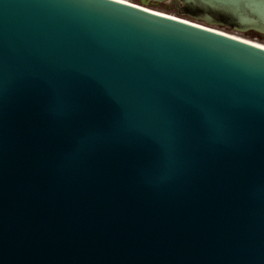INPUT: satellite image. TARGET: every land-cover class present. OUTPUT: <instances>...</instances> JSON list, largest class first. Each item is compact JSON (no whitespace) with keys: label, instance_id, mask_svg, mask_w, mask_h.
<instances>
[{"label":"water","instance_id":"1","mask_svg":"<svg viewBox=\"0 0 264 264\" xmlns=\"http://www.w3.org/2000/svg\"><path fill=\"white\" fill-rule=\"evenodd\" d=\"M180 1L0 0V264H264V0Z\"/></svg>","mask_w":264,"mask_h":264},{"label":"rangeland","instance_id":"2","mask_svg":"<svg viewBox=\"0 0 264 264\" xmlns=\"http://www.w3.org/2000/svg\"><path fill=\"white\" fill-rule=\"evenodd\" d=\"M128 1L142 5V6H145V7H148V8H151V9L170 13V14H173L175 16H183L182 14H178V12L176 11V7L174 5V4H176V2H174L173 0H170V1H165V0H128ZM176 6H178V5L176 4ZM219 28L226 31V32L237 34L239 36L264 43V34L261 36L253 37L248 32H246L247 30L240 31V30H236V29H226V28H222V27H219Z\"/></svg>","mask_w":264,"mask_h":264},{"label":"trees","instance_id":"3","mask_svg":"<svg viewBox=\"0 0 264 264\" xmlns=\"http://www.w3.org/2000/svg\"><path fill=\"white\" fill-rule=\"evenodd\" d=\"M174 2H175V0H173ZM179 4L181 5L180 7H182L183 8V10H184V13H181V10H180V7L179 6H176V4H174L175 5V7H176V11L178 12V14H182V15H184V16H187V17H190V18H194V19H197V18H195V17H192L191 16V9L188 7V6H186L183 2H179ZM199 21H201V22H203V23H206V24H208L207 23V21H205V20H202V19H198ZM218 27H222V28H226V29H232L231 27H226V26H224V25H217ZM246 32H248L251 36H253V37H257V36H261V35H263L264 33L263 32H261V31H259V30H256V29H248Z\"/></svg>","mask_w":264,"mask_h":264},{"label":"bare ground","instance_id":"4","mask_svg":"<svg viewBox=\"0 0 264 264\" xmlns=\"http://www.w3.org/2000/svg\"><path fill=\"white\" fill-rule=\"evenodd\" d=\"M125 1H128V0H125ZM129 2H130V1H129ZM142 7H145V6H142ZM147 9H151V8H147ZM151 10L156 11V12H158V13L165 14V15L175 16V15H173V14L166 13V12H163V11H159V10H155V9H151ZM225 33H227L228 35H230V36H232V37L238 38V39H242V40H245V41H250L251 43H254V44L259 45V46H261V47L264 48V43H262V42H258V41H256V40L248 39V38H245V37L239 36V35H237V34L229 33V32H225Z\"/></svg>","mask_w":264,"mask_h":264}]
</instances>
